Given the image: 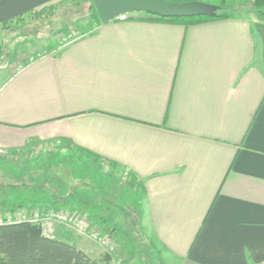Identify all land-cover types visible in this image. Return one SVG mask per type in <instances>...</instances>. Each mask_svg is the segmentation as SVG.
<instances>
[{"label":"crops","instance_id":"crops-1","mask_svg":"<svg viewBox=\"0 0 264 264\" xmlns=\"http://www.w3.org/2000/svg\"><path fill=\"white\" fill-rule=\"evenodd\" d=\"M60 1L0 0L1 49L13 21ZM130 15L55 54L0 61V155L134 177L139 237L158 264H264V24ZM64 241L114 264L89 239Z\"/></svg>","mask_w":264,"mask_h":264},{"label":"rangeland","instance_id":"rangeland-1","mask_svg":"<svg viewBox=\"0 0 264 264\" xmlns=\"http://www.w3.org/2000/svg\"><path fill=\"white\" fill-rule=\"evenodd\" d=\"M91 3L92 0H62L4 28L13 26L4 34L5 49L0 47V61L15 58L20 65L24 60L55 54L73 40L92 34L97 27L90 26ZM39 154L33 150L12 158L0 155V220H23L25 215L47 236L80 244L89 239L114 264H158L139 237L141 187L131 175L118 174L113 166L104 170L98 163ZM89 204L92 212H88ZM51 210H62L76 222L51 220L42 225L40 218ZM90 214L97 221L93 226L96 233L106 243L89 237Z\"/></svg>","mask_w":264,"mask_h":264},{"label":"trees","instance_id":"trees-1","mask_svg":"<svg viewBox=\"0 0 264 264\" xmlns=\"http://www.w3.org/2000/svg\"><path fill=\"white\" fill-rule=\"evenodd\" d=\"M174 2L202 0H169ZM205 2V1H203ZM218 6L213 15L191 18H163L150 15L147 20L171 21L183 24H196L209 20L242 18L264 24V0H213ZM52 5L26 16H34L44 12ZM90 26L98 25L99 19L93 3H91ZM18 17L13 23L23 20ZM130 18V17H129ZM11 23L3 25L7 28ZM135 181V178L132 177ZM0 264H100L74 245L41 232L39 225L29 221H11L0 223Z\"/></svg>","mask_w":264,"mask_h":264},{"label":"water","instance_id":"water-1","mask_svg":"<svg viewBox=\"0 0 264 264\" xmlns=\"http://www.w3.org/2000/svg\"><path fill=\"white\" fill-rule=\"evenodd\" d=\"M99 21L106 24L116 16L144 12L163 18H191L213 15L218 6L203 1L174 2L169 0H92Z\"/></svg>","mask_w":264,"mask_h":264},{"label":"built area","instance_id":"built-area-1","mask_svg":"<svg viewBox=\"0 0 264 264\" xmlns=\"http://www.w3.org/2000/svg\"><path fill=\"white\" fill-rule=\"evenodd\" d=\"M129 17H130V14L126 13V14H121V15L116 16L113 20H126ZM22 218H23V220H11V221H28V220L25 219V215ZM51 220L58 221V222H64V221L72 222V223L76 222L75 219L65 215L62 210L47 211L40 218V222H41L42 225L48 224L49 222H51ZM11 221H2V220H0V223L11 222ZM89 237L95 242L106 243L105 239H103V236L96 233L94 227H90Z\"/></svg>","mask_w":264,"mask_h":264}]
</instances>
